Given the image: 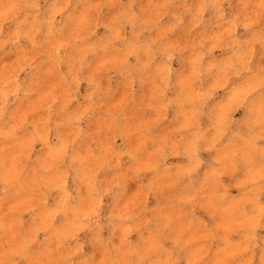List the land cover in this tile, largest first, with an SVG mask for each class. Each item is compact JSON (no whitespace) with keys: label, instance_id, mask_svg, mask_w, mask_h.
Returning <instances> with one entry per match:
<instances>
[{"label":"rangeland","instance_id":"1","mask_svg":"<svg viewBox=\"0 0 264 264\" xmlns=\"http://www.w3.org/2000/svg\"><path fill=\"white\" fill-rule=\"evenodd\" d=\"M0 264H264V0H0Z\"/></svg>","mask_w":264,"mask_h":264}]
</instances>
